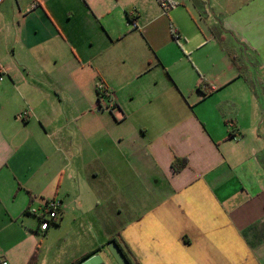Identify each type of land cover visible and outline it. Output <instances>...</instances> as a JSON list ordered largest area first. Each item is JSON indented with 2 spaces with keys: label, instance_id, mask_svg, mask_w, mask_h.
<instances>
[{
  "label": "crops",
  "instance_id": "crops-1",
  "mask_svg": "<svg viewBox=\"0 0 264 264\" xmlns=\"http://www.w3.org/2000/svg\"><path fill=\"white\" fill-rule=\"evenodd\" d=\"M174 1L0 0L7 264H264V0Z\"/></svg>",
  "mask_w": 264,
  "mask_h": 264
},
{
  "label": "built area",
  "instance_id": "built-area-1",
  "mask_svg": "<svg viewBox=\"0 0 264 264\" xmlns=\"http://www.w3.org/2000/svg\"><path fill=\"white\" fill-rule=\"evenodd\" d=\"M159 7L164 13H168L172 9L178 7L180 4L174 0H156ZM133 27H136L135 23L130 22ZM172 35L174 36L175 39L179 38L178 32L176 30L172 31ZM3 80V76L0 73V81ZM99 91L104 90V94L108 95V92L105 91L104 86H100ZM25 114H20L18 115V118H23ZM60 210H61V204L57 200H49L44 203L40 213V230L42 232L47 231L51 226L56 224L57 221V216L60 215ZM31 214H36L37 210L35 209H30ZM0 264H7L6 261H4L3 258H0Z\"/></svg>",
  "mask_w": 264,
  "mask_h": 264
},
{
  "label": "trees",
  "instance_id": "trees-1",
  "mask_svg": "<svg viewBox=\"0 0 264 264\" xmlns=\"http://www.w3.org/2000/svg\"><path fill=\"white\" fill-rule=\"evenodd\" d=\"M100 93V91H98ZM187 165V160L186 159H177L176 161H174V163L172 164V168L175 172H180L183 168H185ZM61 212V210H60ZM116 243L118 245V247L121 249V251L124 253L125 257L127 258V260L129 261L130 264H136V262L130 257L129 252L127 250H125L123 248V246L118 242V240L116 238H112L108 244L111 243ZM101 248H98L96 251L86 254L84 256H82L81 258L72 261L69 264H81L83 261H85L86 259H88L89 257L93 256L94 254L101 252ZM36 254L34 255V257L32 258V261L29 264H34L35 260H36Z\"/></svg>",
  "mask_w": 264,
  "mask_h": 264
},
{
  "label": "water",
  "instance_id": "water-1",
  "mask_svg": "<svg viewBox=\"0 0 264 264\" xmlns=\"http://www.w3.org/2000/svg\"><path fill=\"white\" fill-rule=\"evenodd\" d=\"M108 251L111 254L112 258L116 262V264H130L127 258L125 257L124 253L118 247L116 243H111L108 245ZM81 264H106L101 257L100 253H96L93 256L89 257Z\"/></svg>",
  "mask_w": 264,
  "mask_h": 264
},
{
  "label": "rangeland",
  "instance_id": "rangeland-1",
  "mask_svg": "<svg viewBox=\"0 0 264 264\" xmlns=\"http://www.w3.org/2000/svg\"><path fill=\"white\" fill-rule=\"evenodd\" d=\"M186 5V4H185ZM184 6V4H182V5H179L177 8H182ZM130 26H131V28H133L132 27V24L130 23L129 24ZM251 57L249 56L247 59H250ZM57 220H60V217H59V215L57 216ZM71 226H70V224H68L67 225V227H65V230L67 231V232H69V231H71V228H70ZM116 228V227H115ZM100 229H103V228H97V232L99 233V236L101 237V235H102V233L100 232ZM107 229H109V228H106V230ZM117 229V228H116ZM54 230H59V229H52V231H54ZM60 231V230H59ZM97 233V234H98ZM107 241L108 240H106V242H103L104 244L105 243H107ZM79 247H80V245L78 244V242H75L74 241V238H72V239H70V240H68V242H67V244H62V247H61V250H63V249H65V252H68V255H69V253L70 252H75V251H78L79 250ZM53 248V247H52ZM51 248V250H53ZM54 250H56L55 248H54ZM53 250V251H54ZM109 252V251H108ZM100 253V255H101V257L103 258V260H104V262L106 263V264H116V262L114 261V259H111L110 257L108 258V257H106V251L105 252H99ZM111 255V254H110Z\"/></svg>",
  "mask_w": 264,
  "mask_h": 264
}]
</instances>
